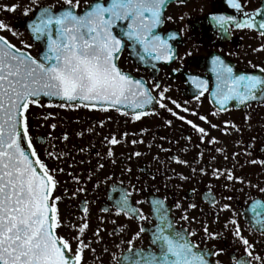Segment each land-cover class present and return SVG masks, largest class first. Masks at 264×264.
<instances>
[{"label": "snow or ice", "instance_id": "6c2138e0", "mask_svg": "<svg viewBox=\"0 0 264 264\" xmlns=\"http://www.w3.org/2000/svg\"><path fill=\"white\" fill-rule=\"evenodd\" d=\"M173 4L185 5L187 0H83V3L82 0H53L48 4L40 0H28V3L21 4L17 0L10 4L0 3V264H88L86 257H91L93 264H96L98 259H102V254L110 257L108 264H222L219 257L225 254L229 256L231 264H264V252L257 253L255 242L244 235L235 212L223 227L230 232L232 243L239 247L234 248L233 253H228L225 247L213 250L201 245L209 240L219 241L223 233L211 231L207 221L201 222L188 214L189 209L197 208L195 203L189 204L181 212L180 220L188 225L199 224V230L183 225L177 228L170 207L160 199L151 202L153 223L149 216L130 202L135 186L131 190H121L114 182L112 191H119V198L112 202V207L101 211L125 217L136 224V230L132 231L130 224L114 228L110 236L119 233L121 236L129 234L130 238L127 241L121 239L120 243L113 245L118 252L103 246L98 253L96 246L103 243L104 217L98 218L99 223L93 230L87 200L83 201L82 208L77 207L81 213L77 217L71 214L65 216L60 207L62 203L68 207L66 199L74 200L78 193L86 190L77 187L70 191L65 186L66 181L60 178L65 174V169L59 166L65 154L57 151L53 142H66L70 134L65 131L59 136L53 135L59 126L57 113H35L33 108L115 111L130 117L132 121H140L157 114L152 108L158 105L190 126L199 142L195 145L197 148L219 143L216 137L211 136L212 130L225 135L230 134V129L242 132L230 120L224 121L223 127L213 123L209 116L198 115L195 110L166 95L169 88L161 89L158 82L149 86L143 78H137L121 68L119 61L126 48L134 50L142 63L151 64L153 68L156 67L153 62L167 64L191 55L185 52L184 56H180L173 43L186 34L187 25L167 34L159 31L166 22H174V16L167 14ZM247 4L248 0H227L234 14L210 13L206 18L223 34H230L233 28L253 32L260 43L252 51L261 53L264 52V0H258V6L251 10ZM17 11L28 17L26 30L30 38L42 45L35 56L31 53L32 43L19 39L21 46L18 47L4 34L20 37L21 34L8 19V14ZM186 15H180L179 19L183 21ZM248 63L259 74L256 71L238 72L220 54L212 55L215 87L210 95L218 106L211 113L212 117H217L221 111H228L231 102L245 108L264 106V67L252 64V61ZM190 80L198 92L195 98L199 100L209 90L208 81L195 75ZM169 103L180 111L169 107ZM180 112L198 116L199 121L208 127L195 123ZM34 119L37 129L46 126L49 131L33 136ZM244 120L247 123L250 115H245ZM164 123L171 125L172 121L165 119ZM100 126H104L103 120ZM74 134L83 136V132ZM127 135L124 132L120 138L116 134L104 136L101 144L110 146L105 155L113 157L114 147ZM185 139L191 141L192 137ZM255 139L252 137L253 142ZM38 141L47 143L52 149L47 152V157L53 164L41 157L35 147ZM132 143L136 144L137 141L133 139ZM236 144L239 147L244 142L238 140ZM254 146V143L245 145L243 154L250 156ZM78 150L85 151L84 148ZM215 151L223 150L216 148ZM260 151L264 152V147ZM239 154L233 153V167L238 163L236 157ZM133 155L140 156L141 153L134 152ZM96 156L101 157V153L96 152ZM198 156L202 157L203 153H198ZM215 158L211 157L212 160ZM172 159L188 166L187 160L178 157ZM224 159H228L226 154ZM247 163L259 166L264 171V158H252ZM68 167L74 169V164L68 163ZM97 168H104V164L98 163ZM126 171L131 172V169ZM192 171L195 173L197 169L192 168ZM199 171L207 175L205 168ZM211 175L217 180L223 177L229 182L247 184L264 194V187L236 176L232 169L222 172L219 168H213ZM66 176L79 184L80 177L74 172ZM180 179L188 177L180 176ZM208 196L209 202L215 206L217 201L210 185ZM109 199L112 200L111 197ZM224 199L233 200V197L226 196ZM140 203L135 202L137 205ZM175 207L181 209L182 205L176 202ZM231 209L232 205L228 203L221 208L222 211ZM247 213H251L254 230L262 238L260 243H264V201L253 199ZM111 223L115 224L116 221L111 220ZM145 234L149 235V244L138 247L136 241ZM125 243L126 248L123 247ZM240 249L243 256L237 257L234 253ZM213 257L217 259L213 260Z\"/></svg>", "mask_w": 264, "mask_h": 264}, {"label": "flooded vegetation", "instance_id": "af4514ba", "mask_svg": "<svg viewBox=\"0 0 264 264\" xmlns=\"http://www.w3.org/2000/svg\"><path fill=\"white\" fill-rule=\"evenodd\" d=\"M17 0H0V3H15ZM21 4L28 3V0H19ZM43 4L52 3L53 0H40ZM83 3V0H82ZM258 6V0H248L247 7L249 10ZM187 14L185 19L181 21L179 16ZM210 13L234 14L233 10L227 5V0H187L185 5H171L167 14L174 16V22H166L159 31L167 34L172 31H179L187 25L186 34L181 36L178 41H174L175 48L180 56H184L185 52H190V56H184L183 60L176 59L171 63L153 62L156 67L151 64L142 63L136 53L131 48H126L120 57V66L126 72L131 73L137 78H143L149 86L158 82L162 88H169L166 95L171 96L183 106L191 110H195L198 115H207L212 119L213 123H218L223 127L226 120H230L242 129V132H235L230 129V134L225 135L221 131L212 130L211 136L217 138L219 143L212 145L198 144L196 134H194L190 126L172 117L170 113L164 109H160L158 105H154L152 111L155 115H149L142 118L140 121H132L130 117H124L115 111L107 113L88 110V109H39L33 108L35 113L51 111L57 113L56 121L59 122L58 128L53 133L54 136H59L63 132L70 134L68 141L55 140L56 150L64 153L59 166L65 169V174L61 175V179L66 181V185L70 191L77 187H83L86 191L78 193L74 200H67L65 204L60 205L65 216L73 215L77 217L81 215L77 211V207H83V201L87 200L88 207L91 212L90 223L91 229H95L99 223V217H104L102 228L103 243L97 245V251L103 246H107L114 252H118L113 245L120 243L121 239L127 241L130 238L129 234L121 236L119 233L110 236L109 233L121 224H130L131 230H136V224L127 221L125 217H116L112 213L103 212L101 209L112 207V202L119 198L120 192H113L112 186L115 185L121 190H131L135 186L131 195V203L140 208L145 215L149 216V220L153 223L154 218L151 214V202L155 199L165 200L167 206L170 207V214L179 228L190 227L199 230V224L188 225L180 220L181 212L188 208V205L195 203L196 209H189L188 214L195 216L197 220L207 221L211 231L223 233L222 239L219 241L209 240L201 246H207L213 250L219 247H225L228 253H233L234 248L239 245L232 243V236L228 230H225L223 225L232 217V212L237 213L235 217L244 229V235L256 244L257 253L264 252V243H260L261 237L251 223V213H247V209L251 206L253 199L264 201V194L260 193L255 188H250L247 184L239 182L233 183L226 181L223 177L219 180L214 179L211 175L213 168H219L222 172L225 169H232L236 176L243 177L245 180H250L253 184H259L264 187V171L259 166L251 165L247 161L252 158H264V152H261V147H264V106L253 105L251 108L236 105L231 102L228 105V111H221L217 117H212L211 113L218 107L214 104L210 93L215 87V76L212 72L211 57L214 54H220L226 63L233 66L238 72H253L252 64L264 67V52L253 53L252 48L258 47L260 39L253 32L233 30L230 34H223L217 31L212 22L206 17ZM8 19L15 26V29L21 34L19 38L13 37L10 33H4L12 42L19 44V39L32 43V55H37L41 51L42 45L30 38L29 32L26 30L28 17L22 15L20 11L14 14H8ZM179 69V71H173ZM198 76L201 79L208 81L209 90L197 100L195 97L198 94L195 87L192 85L190 77ZM159 91V90H156ZM155 95V92H154ZM169 107L173 105L169 103ZM188 119H192L195 123L201 126L208 127L199 121L198 116H191L189 113L180 112ZM245 115H250V120L245 123ZM111 117V119H108ZM63 118V119H62ZM172 121L171 125L164 123V120ZM104 121V126H100V122ZM37 121H32L33 136L46 134L49 129L35 127ZM251 125V127H249ZM91 128L92 131H88ZM75 132H83V136H75ZM127 132L128 135L123 137L121 143L114 147V156L109 158L105 155L109 145L101 144L104 136L116 134L120 138V134ZM191 136V141L185 139ZM163 137L164 139H161ZM255 137V141H252ZM137 141L136 144L132 140ZM243 140L244 144L237 147L236 142ZM139 141H143L140 143ZM254 143V148L251 149V155L243 154L244 146ZM151 145V147H149ZM41 157L53 164L49 160L47 152L52 149L45 142H37L35 144ZM84 148L81 152L78 149ZM216 148L223 151L217 152ZM96 152L101 153V157L96 156ZM134 152H140V156L133 155ZM203 153V156H198V153ZM240 153L236 160L238 163L233 167V153ZM228 159H224V155ZM215 156V160L211 157ZM172 157H178L181 160H187L188 166L176 163ZM83 160L84 163H80ZM114 161V163H113ZM198 161V162H197ZM68 163L74 164V169L68 167ZM98 163H103L104 168H97ZM205 168L207 175H202L200 168ZM130 168L131 172L126 171ZM192 168L197 171L193 173ZM74 172L80 177L79 184L74 180L67 179L66 174ZM180 176L188 177L181 180ZM91 177V179H88ZM111 177V179H107ZM123 183H120V182ZM228 187L225 188L224 185ZM209 185L215 195L217 204L214 206L209 201L208 196ZM62 190V189H61ZM232 196L233 200H226L224 197ZM112 198V200L109 199ZM136 201H141L140 204H135ZM176 202H179L182 207L177 209ZM228 203L232 205L231 211L221 210L222 205ZM202 210V211H201ZM247 213V214H246ZM218 216V220L216 217ZM115 220L116 223H111ZM147 226V224H146ZM231 227V225H229ZM66 231V230H62ZM91 232L89 233V235ZM198 239V237L196 238ZM149 244V235L145 234L140 240L136 241V245L147 246ZM123 247H127L126 243ZM237 257L243 256V250L235 252ZM88 264H93L91 257H86ZM110 257L102 254V259H98L96 264H108ZM217 259L216 257L212 258ZM222 264H231L227 254L220 256Z\"/></svg>", "mask_w": 264, "mask_h": 264}, {"label": "water", "instance_id": "95a60500", "mask_svg": "<svg viewBox=\"0 0 264 264\" xmlns=\"http://www.w3.org/2000/svg\"><path fill=\"white\" fill-rule=\"evenodd\" d=\"M40 43V42H39ZM41 44V43H40Z\"/></svg>", "mask_w": 264, "mask_h": 264}]
</instances>
